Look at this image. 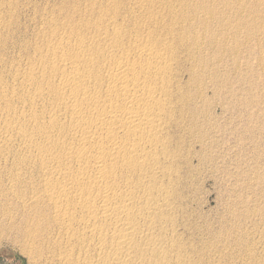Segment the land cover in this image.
Segmentation results:
<instances>
[{
	"label": "bare ground",
	"instance_id": "obj_1",
	"mask_svg": "<svg viewBox=\"0 0 264 264\" xmlns=\"http://www.w3.org/2000/svg\"><path fill=\"white\" fill-rule=\"evenodd\" d=\"M84 2L44 16L36 53L0 75V198L29 189L14 229L36 264H264V226L210 260L181 237L190 147L210 137L205 56L229 47L211 20L227 15L214 0Z\"/></svg>",
	"mask_w": 264,
	"mask_h": 264
},
{
	"label": "rangeland",
	"instance_id": "obj_2",
	"mask_svg": "<svg viewBox=\"0 0 264 264\" xmlns=\"http://www.w3.org/2000/svg\"><path fill=\"white\" fill-rule=\"evenodd\" d=\"M215 1L216 10L224 11L231 25L226 29L227 25L221 28L220 24L223 22H219V18H215L216 21L212 19L211 24L216 29L218 41H227L229 47L220 49L215 46L205 56L206 68L215 75L211 80L212 85L209 84L210 87L205 90L211 105L208 103V109L204 111L206 115L202 112L197 121L204 116L203 121L202 118L200 121L201 125L205 122L201 129L204 132L206 130V135L210 137L204 142V147H190L191 155L194 156H190V176L184 180L183 193L187 197L183 204H188L184 205L181 219L184 225L181 229L182 239L190 244L195 243L193 246L197 252L205 250V257L199 256L202 260L208 259L214 252L226 251L222 247L227 246L234 235H239L240 230L250 231L248 228L251 227L252 231H256L259 226V232L264 226L257 213L252 214V223L251 217L244 219L243 216L252 209L260 211L264 207V0ZM83 2L84 0H0L2 78L6 81L9 79L10 82L8 70L11 66L36 53V41L44 16L56 14L55 11L66 14L73 7H82L86 3ZM218 27L222 29H219L221 33L217 30ZM207 77L209 76L204 75L206 83L209 79ZM34 172L31 180L36 186V169ZM29 193L28 189L22 195L10 197L8 203L0 198V264H36V256L33 252L30 253L28 241L21 238L19 232L17 233L18 229H14L20 223L18 206L21 203L17 200L21 196L27 197ZM5 216L12 221L8 222ZM206 255L209 257L206 258Z\"/></svg>",
	"mask_w": 264,
	"mask_h": 264
}]
</instances>
